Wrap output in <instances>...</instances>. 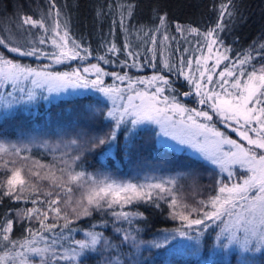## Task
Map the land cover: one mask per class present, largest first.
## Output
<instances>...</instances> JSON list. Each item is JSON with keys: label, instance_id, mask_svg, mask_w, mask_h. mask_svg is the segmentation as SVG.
I'll return each instance as SVG.
<instances>
[{"label": "snow or ice", "instance_id": "obj_1", "mask_svg": "<svg viewBox=\"0 0 264 264\" xmlns=\"http://www.w3.org/2000/svg\"><path fill=\"white\" fill-rule=\"evenodd\" d=\"M49 8L47 13H42L40 18H33L32 15H20L18 17L17 28L25 31L31 28L43 29L45 33L51 31L54 35L51 43L58 49V52L52 54L41 52L38 48L22 50L20 46H11L10 38L0 37V46H4L9 51L18 53L21 56H39L48 57L54 63H61L68 59H86L92 53L81 46L75 40H71L69 46V32L65 26L61 34V23L59 17L60 10L56 7V0H48ZM135 5H127V15L131 17ZM55 17L51 28L46 26V19L53 15ZM154 11H157L154 9ZM100 15V12H97ZM167 12L160 14L157 11L156 18L159 25L156 31L159 32L161 26L167 23ZM243 18L233 4V0H227V3L220 5V14L215 27L209 28L202 35L208 40V52L213 51V45L222 43L215 38L218 31L225 28L224 19ZM124 16L121 14V26L123 27ZM67 21H65L66 25ZM27 26V28H25ZM176 30L182 32L184 28L177 24ZM187 30L191 33L201 34L199 28L188 26ZM163 39L168 40L167 33ZM40 44L46 43L45 38L39 40ZM156 38L152 37V44L155 45ZM130 45L125 44V48ZM264 50V45H261ZM108 52L115 53L119 51L115 43L110 44ZM154 53V49H152ZM185 52L188 49L184 50ZM228 51V49H225ZM85 53L86 55H82ZM130 57H136L139 54L128 51ZM264 55V52L258 53ZM211 59V56L203 57L204 61ZM228 59L225 55H217L216 65L221 60ZM252 57L245 54L243 59L237 63L241 65L239 76L247 75V80L241 83L239 76H234L233 71L225 69L220 73V77H233L234 82L230 87L235 91H229L225 85L229 84L227 79L219 83L220 92L214 89H207L202 83L205 73L200 72L199 79L183 71L184 60L181 56L180 65L177 69L179 74L184 75L185 79L194 85L195 94L200 97L198 103L207 104L212 113L221 118V123L233 128V131L244 140L247 146L237 140L231 139L224 132L217 129L209 123H201L200 118L205 121H212L213 116L208 111H198L196 108H187L182 105L175 95L165 96L163 93L166 88H171V81L164 75H153L149 78H138L139 84L149 86L156 85L152 91H136L132 88L131 78L117 73H105L99 64H92L83 69H73L71 72H50L45 66L43 70L24 66L6 59L0 53V79L11 80L13 85L21 79H32V84L37 87L46 86L48 92H59L67 87L93 88L113 101V107L109 108L106 117L111 118L114 123L102 134L89 135L84 130L77 131L75 136L64 140L61 139L53 146L48 141H42L38 146L48 148L50 151H61L58 158L60 167L56 165L42 164L39 161H32L28 166L27 161L30 157L21 156V152H28L32 146H37V142L32 139L27 143H22L20 147L12 146L11 151L4 144H0V153L14 155L19 157L20 166L16 159L5 160L0 163V167L6 170V179L0 180V199L7 197L14 201L25 200V191L31 189L36 195V199L30 202L31 208L9 209L3 218H0V264H85L89 257L96 254L101 257L100 264H147V257L143 252L150 248H159L161 244L156 240H144L141 238L143 229L139 227L145 223L147 217L143 211H127L125 206L135 205L142 202L150 207L159 208V200H165L168 195L167 203L171 211L170 217L182 222V227L192 229L193 226H203L209 228V222L215 223L219 231L216 233L218 246L228 249L230 245L237 247L242 253H257L264 251V65L257 70L245 73L243 65L249 63ZM99 60L108 63L104 56ZM121 63L127 65V61ZM201 63L196 60L197 66ZM137 66L135 62L131 65ZM163 67L172 71V65L165 59ZM188 67L191 69L192 60L188 61ZM235 67V65H233ZM94 73L95 79L89 80L87 74ZM111 75L116 80H128V89L133 94L127 96V101L119 105L116 100H124L122 93L126 89L117 88L112 85H105L103 76ZM207 81L212 82V76H207ZM163 85V86H160ZM23 92V89H20ZM36 92L29 89L26 97H14L12 92L6 96H0L5 109H11L14 105L21 102L31 103L36 99ZM184 96L192 95V92H184ZM47 99V97H44ZM136 101H139L138 103ZM176 116L181 119L177 121ZM126 117L130 119L126 120ZM233 122L236 127H233ZM145 123H154L159 125L161 133L165 136H171L173 140L180 144L189 145L198 154L201 160L209 163L218 169L219 173H227V177L220 176L215 188L216 195H211L207 200H200L196 206L181 204L175 194V187L178 179H186L191 182L193 188L199 187L201 178L196 168L180 173L176 177L161 179L156 183H132L117 182L107 176L97 179V175H92L84 171H76V167H81L85 158V153L96 149L108 147L111 151L118 145V130L125 125V144L122 146L128 149L136 134L139 125ZM130 125V126H127ZM255 125V126H252ZM241 128L246 130L241 131ZM249 132L255 134L250 135ZM203 137V140L198 139ZM174 146V145H170ZM74 153V154H72ZM9 164L13 167H9ZM244 169L247 175H241L238 180L232 183H225V179L233 180L237 176L235 166ZM27 169V176L39 181H49L52 190L41 193L40 188L35 183H30L23 174ZM33 169H36L35 171ZM43 172V175L41 174ZM85 187L86 190L81 193L78 199H73L71 193L73 186ZM59 189V191L57 190ZM44 199L41 200L40 196ZM38 205H44L40 207ZM114 207H119V211H114ZM182 208V211H176ZM211 209V210H206ZM108 215L112 217L113 230L117 238L113 239L97 231L96 225L85 231V238L73 239L72 233L76 231L70 225L74 220L81 217H92L94 213ZM11 213V217L9 216ZM192 213H197L200 218H192ZM49 216L53 223H48ZM228 219L224 220L223 217ZM37 221L39 229L27 227L25 231L27 236L22 240L13 238V228L16 222ZM63 221L59 224V221ZM105 226L108 221H101ZM121 226H117V225ZM127 225L124 227L123 225ZM220 225H223L222 227ZM59 228L60 231L55 230ZM200 232V229H196ZM65 231L68 235L65 236ZM180 236H189L188 231L177 229ZM45 233H54L51 240ZM200 235H203L200 232ZM223 238V240L221 239ZM189 239L199 244L200 236H189ZM168 237H164L165 243ZM42 244V246H41ZM35 258H38L35 259ZM245 264H251L245 261Z\"/></svg>", "mask_w": 264, "mask_h": 264}, {"label": "trees", "instance_id": "obj_2", "mask_svg": "<svg viewBox=\"0 0 264 264\" xmlns=\"http://www.w3.org/2000/svg\"><path fill=\"white\" fill-rule=\"evenodd\" d=\"M134 4V12L131 17L127 15V5ZM227 3V0H56V7L60 10V31L66 26L69 32V46L71 40H75L82 47L87 48L92 55L86 59H65L61 63H54L48 57L39 56H21L18 53L9 51L8 48L0 46V53L6 59L12 60L31 68L44 69L54 72H71L73 69H83L92 64H99L105 73H117L131 78L132 88L134 90H154L156 85L139 84L138 78H149L153 75H164L171 81L172 87L166 88L163 95H175L179 102L187 108H196L198 111H208L213 116L212 121L207 123L214 125L220 131L224 132L231 139L237 140L247 146L233 128L221 123V118L214 115L207 104L198 103L200 97L195 94L194 85L185 79L184 75L177 71L180 65V58L183 57V71L199 79L197 70L204 64L213 65L211 76L212 82L207 80V89H214L220 92L219 83L224 79L229 81L225 87L229 91H235L230 87L234 82L233 77H220L219 73L225 72V69L231 70L234 76H239L241 65L237 63L243 59L245 54L252 57L249 63L242 67L245 73L250 72L253 68L264 65V55L258 53L264 52L261 45H264V0H233L235 8L243 18L237 17L232 20L227 16L224 19L225 28L218 31L215 38L222 41L213 45V51L208 52V40L202 35L209 28L215 27L219 14L220 5ZM48 0H0V37L10 38L11 46H20L22 50L38 48L41 52L52 54L58 52V49L51 43L53 33H45L43 29L31 28L28 31L18 29V17L20 15H32L33 18H40L42 13H47L49 8ZM157 10L160 14L167 12V23L161 26L160 31H156L159 20L156 18ZM100 15H97V12ZM121 14L124 16L123 27L121 26ZM55 17L53 15L46 19V26L51 28ZM65 21H67L65 25ZM177 24L181 25L184 30L178 32ZM197 27L201 34L191 33L187 30L188 26ZM27 28V26H25ZM167 33L168 40L163 36ZM155 36L156 43L152 44V37ZM45 38L46 43L40 44L39 40ZM115 43L119 51L115 53L108 52L110 44ZM130 45L125 48V44ZM154 49V53L152 51ZM188 49L187 52L184 50ZM228 49V51H225ZM128 51L138 53L136 57L127 55ZM86 55L85 53H81ZM225 55L226 60H221L216 65L217 55ZM104 56L105 63L99 60ZM211 56L207 61L203 57ZM167 59L172 65V71L163 67V61ZM200 59L199 66L196 60ZM192 60V67L189 69L188 61ZM127 61V65L121 63ZM133 62L137 66L132 67ZM235 65V67H233ZM88 79L93 74H87ZM246 75L239 76L240 80ZM105 85L127 86L129 81L116 80L114 76L104 75ZM163 86V85H160ZM9 91L0 90V96H6ZM184 92H192V95L184 96ZM38 95V94H37ZM15 106V107H14ZM8 112L3 107V101L0 100V140L5 142L23 143L34 139L37 144L42 141H48L50 145H55L63 134V139L68 140L75 136L80 130L88 132L89 135L102 134L107 131L114 121L106 117L109 109L108 101L101 95L86 92L75 94L68 97H58L49 102H45L40 96L31 103H19ZM129 119V118H127ZM126 119V120H127ZM130 126V125H127ZM255 126V125H252ZM125 125L118 130V145L109 151L108 147L96 149L85 153L82 164L84 170L90 174L97 175V178L107 176L114 180H134L142 176H148L158 173H172L178 176L180 173L196 168L200 173L199 187L193 188L191 182L186 179H178L175 187V194L181 204L196 206L200 200H207L209 196L216 195L215 188L217 179L220 176L227 177V173H219L209 163L204 162L199 157H195L184 150H175L172 147L162 144L159 141L157 130L147 126L139 125L136 134L128 149L123 148L125 144ZM233 127L236 125L233 122ZM246 130L241 128V131ZM250 135L255 134L249 132ZM61 151H50L48 153L40 152L35 147L32 148L29 155L28 166L32 161H39L42 164L56 165L60 167L59 157ZM74 154V153H72ZM16 159L18 162L15 167L20 166L19 157L14 155L1 154L0 163L5 160ZM9 167L13 165L9 164ZM237 176L233 180L225 179V183H232L238 180L241 175H247L244 169L235 166ZM34 171L36 169H33ZM30 183H35L40 188L41 193L52 190L49 181L35 180L27 176V169L23 173ZM43 175V172L41 173ZM6 170L0 167V180L6 179ZM59 191V189H57ZM85 187L73 186L71 196L78 199ZM25 200L14 201L7 197L0 199V218H3L9 209L31 208L32 199L36 195L31 189L25 191ZM43 200L44 196L41 195ZM167 200H159V208L150 207L142 202L135 205H127V211H143L147 217L145 223L138 225L143 229L141 238L144 240H156L161 244L159 248H150L143 252L147 257V264H245L250 261L251 264H264V251L257 253H242L234 245L228 249L218 246L216 233L220 221L215 223L209 222V228L203 226H193L192 229L182 227L179 219L173 220L169 212ZM44 207V205H38ZM177 208L176 211H182ZM211 210V209H206ZM115 211V210H114ZM11 213L9 216L11 217ZM192 218H200L197 213H192ZM227 220L228 217H223ZM101 221H108L107 225ZM112 217L94 213L92 217H81L74 220L70 225L75 229L72 233L73 239L85 238V231L89 230L93 224L96 225L97 231H102L110 238L116 239L117 234L113 230ZM52 217L49 216L48 223H53ZM63 221H59L62 224ZM39 229L37 221L31 222L18 221L13 228V238L22 240L28 233L27 227ZM121 226V225H117ZM127 227V225H123ZM221 227L223 225H220ZM199 228L203 235H200L196 229ZM177 229L186 230L189 236H200L199 244L189 239V236H180ZM59 232L60 229L55 230ZM65 236L68 235L65 231ZM51 240L54 233H45ZM164 237H168L165 243ZM223 240V238H221ZM42 246V244H41ZM38 260V258H35ZM101 257L93 254L85 264H100ZM66 264V262H62Z\"/></svg>", "mask_w": 264, "mask_h": 264}, {"label": "rangeland", "instance_id": "obj_3", "mask_svg": "<svg viewBox=\"0 0 264 264\" xmlns=\"http://www.w3.org/2000/svg\"><path fill=\"white\" fill-rule=\"evenodd\" d=\"M260 67L261 66H258L255 69L258 70ZM213 68H214V64L211 66V65L207 64V62H206V64H204L202 68H199L197 70L198 77H199L200 72H204L205 73V76H204V79H203L202 83L205 85L206 88H207V81H206V83H204V81L207 80V76L208 75H211V72H212ZM38 70H43V69H38ZM48 71H50V70H48ZM50 72H54V71H50ZM61 73H63V72H61ZM91 74H93V77H91V79H89V80L95 79V74L94 73H91ZM219 75H220V73H219ZM245 80H247V75L245 76L244 79L241 80V83H243ZM112 86H115V87L121 88V89H126V91H124L122 93V95L124 96V100L117 99L116 100V104L117 105H119L121 103H125L127 101V96L133 94L131 91H127L128 85L126 87L125 86H118V85H112ZM4 89L8 90L9 92H12L14 97H20V96L26 97L28 90L31 89L34 92H36V94H38L36 96H40L43 100H45V102H49V101L54 100V99H56L58 97H61V96L62 97H68V96H72V95H75V94L92 92V93H96V94H99V95L103 96L108 101L109 108L113 107V101L110 98L104 96L103 93H100L96 89H93L91 87H89V88L67 87L64 90H61L59 92H51L50 93V92H48L46 86L37 87L36 85H33L31 78L26 79V80L25 79H21V80L17 81L15 85H13V82L11 80L0 79V90L3 91ZM20 89H23L24 91L21 92ZM136 91H152V90L144 89V90H136ZM44 97H47V99H45ZM136 102L138 103L139 101H136ZM7 111L11 112V111H14V110L7 109ZM127 118L130 119V117H126V119ZM175 119L177 121H179L181 119V117L180 116H176ZM200 122L201 123H207L203 118H200ZM142 125H147V126H150V127L154 128V129H156L157 133H158V136H159V141L162 144L167 145L169 147H172L173 149L178 150V151L184 150V151L188 152L189 154H191V155H193L195 157H199V154L194 149H192L189 145L180 144L178 141L173 140L171 136L163 135V133H161V131H160L159 125H156L154 123H145V124H142ZM198 139L203 140V137H198ZM23 143H27V142H23ZM0 144H4L5 146H7L10 151H11V148H12L13 145H15L17 147H20L22 145V143L5 142L3 140H0ZM38 145L39 144H37V146H32L31 150H32L33 147H35L37 150H40V152L41 151L44 152V153L50 152V150L48 148L40 147ZM170 145H174V146H170ZM31 150L28 151V152L22 151L20 155L21 156L29 155V152H31ZM1 154L2 153H0V156H1ZM75 170L76 171H84V172H86L82 166L81 167H76ZM86 173H88V172H86ZM169 177H176V176L173 175L172 173L165 172V173H158V174H153V175H148V176H142V177H140L138 179H134V180H115V181H117V182H132V183H156V182H159L161 179H167ZM97 179H101V178H97ZM112 180H114V179H112ZM85 190H86V188H85ZM164 195H165V200H167L168 199V195L167 194H164ZM126 207L127 206H125V210H127ZM113 210L119 211L120 209H119V207H114Z\"/></svg>", "mask_w": 264, "mask_h": 264}]
</instances>
